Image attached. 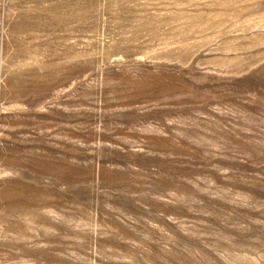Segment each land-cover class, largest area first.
<instances>
[{"label":"rangeland","instance_id":"rangeland-1","mask_svg":"<svg viewBox=\"0 0 264 264\" xmlns=\"http://www.w3.org/2000/svg\"><path fill=\"white\" fill-rule=\"evenodd\" d=\"M0 264H264V0H0Z\"/></svg>","mask_w":264,"mask_h":264}]
</instances>
